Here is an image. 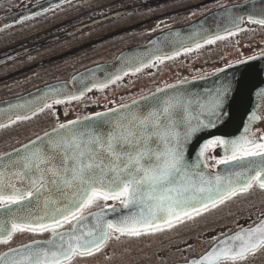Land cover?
<instances>
[{"label": "snow or ice", "instance_id": "6c2138e0", "mask_svg": "<svg viewBox=\"0 0 264 264\" xmlns=\"http://www.w3.org/2000/svg\"><path fill=\"white\" fill-rule=\"evenodd\" d=\"M249 19L264 25V14ZM221 38L217 35L207 43ZM120 78L116 75L95 86L103 89ZM231 90V84H222L203 96L191 97L160 95L165 89H157L150 97H142L143 110L141 102L134 101L120 109L59 124L51 133L17 149L15 158L6 154L8 163L0 166V244H8L21 232H47L50 237L9 249L0 255V264H71L74 258L100 252L112 239L160 233L254 187L264 191V134L257 136L249 127L264 118L256 111L249 115V125L239 136L204 140L196 159H189V148L199 134L224 121ZM57 91L50 89L53 94ZM83 94L67 99H79ZM51 98L55 104L64 102L55 95ZM51 106L46 101L38 109L27 101L17 105L33 115ZM28 118L27 114L16 117ZM217 147L223 156L211 158L230 166L223 177L206 174L207 159H201ZM41 201L42 215L22 214ZM107 201H118L126 211L114 219H107L103 208L84 214L101 202L109 207ZM111 211L119 209L111 206ZM89 217L95 222L85 227ZM65 225L71 228L61 231ZM258 253H264V223L218 239L189 264H246Z\"/></svg>", "mask_w": 264, "mask_h": 264}, {"label": "rangeland", "instance_id": "374dc122", "mask_svg": "<svg viewBox=\"0 0 264 264\" xmlns=\"http://www.w3.org/2000/svg\"><path fill=\"white\" fill-rule=\"evenodd\" d=\"M97 1L98 0L92 2H95L94 5H100V3L103 2V0H101V2ZM36 2H38V0H7L3 3H0V17L10 12L26 8ZM79 2L80 1H75L63 8L52 10L49 13L38 16V18H35L28 22L20 23L19 25L1 30L0 61H3L7 56L14 55L17 51L32 46L37 42L44 41L45 39L54 35L65 33V31H69L73 27H75L73 29H77V26L79 27V25H82L81 22L83 20H81L80 22L72 20L68 21L70 19L68 17L73 16L77 13L85 12L89 9L78 7ZM109 9L110 8H99L96 13H103L109 11ZM91 11L92 9L87 12ZM125 12L126 11H123V13ZM90 18L93 17L90 16L88 18H85V20H88ZM125 18L129 20L131 24H133V26H135V22H132L130 18ZM126 19H116V21L112 23L115 26L107 29H111L113 31L118 27L117 25L121 23V25L125 26L124 29L131 28L129 27L130 24H128L130 22H128ZM105 25L109 24L100 25L98 27L100 29H105ZM244 26L248 28V33H244L245 37L239 35L238 39H227L228 41L224 44V46H222V44L219 45L222 46L220 49V53L223 55V63L232 65L264 53V49H261L262 45H264V26L255 27L253 26V24L248 23V21H245ZM96 29L97 28L89 29V32H92L94 36L86 41L94 42V39L96 38ZM43 31L45 33H49L47 37L42 36ZM135 31L137 30L130 31L128 35H131L133 37L135 33L137 34V32ZM84 32L85 30L68 37H64L62 40L58 41L57 44L60 47L64 45L63 53L54 56L50 62H44L43 65H39L37 69H32L31 67L33 63L37 61L40 63V61H42L41 59L45 58L43 55L40 56V52L29 56L30 59L23 58L16 60L15 57L13 59L6 61L4 60V62H1L0 99L4 97L14 96L16 94H19L20 92H23L27 88L34 86L32 82H35V84H42L52 80L70 78V76H72L76 72V70H80L91 64L103 61L104 58H106V56L108 55L105 53L111 48L116 51L114 54L126 48L125 47L123 49H120L119 47L121 41L115 38V40H113L112 42H115L117 44L116 46L118 47H111L109 45H96L95 47L97 51L94 52V47H84L86 41H81L82 37L80 40H78V37L81 36ZM107 32L109 33L110 31L107 30L102 34V36L105 37ZM85 33H87V31ZM141 33H138V35H140ZM125 36H127V34H124L122 37H120V39ZM131 43L132 40L129 42V46L127 45V47H130ZM133 45H135V42L132 43L131 46ZM66 49L69 50L70 55L65 52ZM190 49L191 51H183L181 54L174 58H166L162 59V61L155 60L153 64L141 68L139 69V71L128 73L122 76L120 79L115 80L114 83L111 82L107 85V87L103 89L99 87L93 89L79 99L65 100L63 103L59 104H55L52 102V106L50 108L53 109V111H48L43 122L51 123L54 126L48 128V125H45L44 127L38 126L37 128H32L34 125H31L29 126V129H32V132H35L34 134L42 130H45L44 132H47L48 130L57 127L59 124H64L69 121L76 120L80 116L97 112H104L109 109L115 108L114 106L118 107L123 104L129 103L141 96L172 84L169 82L181 81L183 75H188L189 77L191 76V78L199 77V74L203 73L199 71V69L208 68V63L212 61V59L208 57V51L210 49L205 51V48H203V46ZM74 51L76 52L73 54ZM90 54L95 57L87 58V56H89ZM75 58L76 61H74ZM163 63L165 64V66H163V69L160 70L161 68L159 64L164 65ZM57 66L61 67L62 70L67 69L69 72H71V75H69L68 77L62 76V74L56 68ZM51 70L57 71H52L50 75L49 73ZM8 134L10 133H8L7 131H0V144L4 142V138L7 137ZM261 134H264V129L257 128V135L259 136ZM36 136L37 135L31 137L30 139L35 138ZM30 139L24 140L20 145L26 143ZM218 148L219 147H217L214 151L210 150L205 158L207 159V164L212 169H215L218 165L216 163V159H219V155L217 154ZM5 150V147L2 148L0 146V153L5 152ZM213 156H215L216 159H212L211 157ZM263 195L264 192H261L260 196ZM106 203L108 206L119 204L118 201H107ZM103 206H105V203L101 202L98 205L94 206L92 210ZM237 206V204L229 205L227 203L220 207V209L222 210L219 213H221L220 215L223 216L227 213L231 214L233 209L237 208ZM213 210L216 211V209ZM213 210H211L212 212L210 214L214 213ZM206 213L207 212L202 213L201 217ZM238 215H234L233 217ZM206 216L200 219H197L198 216H195L191 220H185L184 223L178 224L172 229H165V233L160 232L134 239L126 237H121L120 240L112 239L108 241L107 245L100 252L95 253L92 256L74 258L71 264H144L146 262L147 264H154V261L156 260L157 264H163L162 262H166L165 264H170L188 260L193 256H197L203 253L210 246H212L217 239V237H214V231L216 230L213 229L221 224L228 222L232 218L227 217L223 222H220L216 226L208 225V227L204 229V227H201V223L207 222V220L201 221V219L205 218ZM212 216H214V214ZM47 234L49 233H43L40 235L29 232L16 233L13 239L8 244H0V252L10 245H16L18 243H23L24 241L29 239L47 236ZM185 235L187 236L185 237ZM165 238H172L169 241H174V245L167 246L166 248L162 246V249L157 251L147 249L151 245L159 244L162 240H165ZM246 264H264V253H258L255 257L248 259Z\"/></svg>", "mask_w": 264, "mask_h": 264}, {"label": "water", "instance_id": "95a60500", "mask_svg": "<svg viewBox=\"0 0 264 264\" xmlns=\"http://www.w3.org/2000/svg\"><path fill=\"white\" fill-rule=\"evenodd\" d=\"M66 1L67 0H41L26 8L8 13L0 17V30L31 18L32 16L49 10L53 7H57ZM262 14H264V0H247L215 9L190 23L165 29L153 35L143 44L133 45L123 49L113 60L109 62L94 64L78 71L69 80L50 82L23 94L1 99L0 125L13 120L15 117H17V115L32 114L27 110V108L17 107V105H23L26 101L31 102V107L38 109V107L41 106L45 101L47 103L52 101L51 97L53 95H55L56 99H66L69 95L79 96L81 91L85 93L88 91V89L100 82L110 81L116 75L122 76L128 71L141 68V64L144 66L148 65L154 59H156L157 56L163 57L173 55L186 47H192L197 43L206 41L217 35L241 28L244 25L245 20L249 19V16L259 19L261 18ZM113 16H116V14L94 20L90 23H87L86 25H93ZM83 26L78 27V30ZM222 84H231L232 89L229 99L226 103L227 115L225 116L224 121L218 123L215 128H210L209 130L199 134V136L189 148L190 162L196 159V153L198 152L199 145L204 140H207L213 136H221L224 138H234L239 136L241 133H243L245 125H249V115L253 111H256L258 116L264 117V99L261 98V92L264 91V53L229 65L209 76L172 84L176 86L174 89H170L167 86L160 88L165 89V93L160 95L177 93L183 94L185 96L196 97L203 96L208 91L218 88ZM50 89H57L58 91L57 93L53 94L50 92ZM46 93L48 94L47 96L45 95ZM153 93H157V90L142 97H150ZM142 97H139L124 105H133L134 101H139L141 102L140 110H143L144 102L142 101ZM121 106L113 109H120ZM105 112L108 111L101 113ZM93 116H95V114L86 117ZM77 120H82V118ZM260 122L264 123V118L252 122L249 127L253 131L254 126ZM53 129L44 132L41 135L29 140L28 142L1 154L0 158L2 159H0V166L8 163L9 157L6 154L10 153L12 154L11 158H15L17 149H23L24 145H29L30 142L36 141L38 137H44L45 133H51ZM218 152L223 156L222 149L218 148ZM201 159H204V157ZM229 167L230 166L219 164L215 170H212L207 165V167L204 168V171L206 174H219L223 177L228 174ZM17 186L22 187V185L19 183ZM111 206H115L119 209V211L113 213L111 211ZM101 208H103L107 213V219H114L122 212L126 211L120 205H109V207ZM101 208L89 212H98L101 210ZM44 211L45 209L43 207V202L41 201L39 203L34 202L29 205L28 210L22 214L25 216H27L29 213L33 215H42ZM89 212L84 214L87 216ZM94 222V219L89 217L85 227L90 226ZM262 223H264V218L252 226L239 228L226 236H231L235 233H238L241 231V229L256 227ZM70 228H66L61 231ZM224 237L220 239H224ZM48 239L36 240L46 241ZM31 242L32 241L25 244H30ZM216 243L217 241L206 252L215 246ZM22 245L13 248H20ZM8 251L9 249L5 250L0 255ZM206 252L199 256H193L188 260L174 262L171 264H189V262L194 258H199Z\"/></svg>", "mask_w": 264, "mask_h": 264}, {"label": "trees", "instance_id": "16d2710c", "mask_svg": "<svg viewBox=\"0 0 264 264\" xmlns=\"http://www.w3.org/2000/svg\"><path fill=\"white\" fill-rule=\"evenodd\" d=\"M5 1H7V0H0V3H3ZM38 1H40V0H38ZM75 1L76 2L80 1L78 7L89 8V9L86 10L85 12L77 13L73 16L68 17V18H70L68 21L72 20V21L80 22L81 20H83L81 23L84 24V23L93 21L95 19H100V18L106 17L107 15H110L116 11L117 12L118 11H121V12L126 11L125 13L120 14V16H117V15L116 16L121 18V19H126L125 17H127V18H130L132 22H135V26H133V24H131V22L126 19L128 22H130L128 24H130V26L132 25V27H133V28L131 27V30H129V31L137 30V31H135V32H137V34L135 33V35H133V38H131V40H133L135 43H137L140 41L148 40V38L150 36L156 34L157 32H159L165 28L190 23L195 18L197 19V18L203 16L204 14H206L210 11L218 9V8H220V6H225V5L238 3V2H244L247 0H224V1H222V0H103V2L100 3V5H97V4L94 5L95 2H92V1H95V0H67L63 4H61L57 7H53V9H51L50 11L55 10V9H59V8H63V7L73 3ZM99 1L101 2V0H98L97 2H99ZM220 1H222V2H220ZM99 8H110V9H109V11H106L103 13H96ZM90 9H92V11L87 12ZM50 11H47L43 14H47ZM106 13H109V14H106ZM43 14H41V15H43ZM95 14H99V15H95ZM2 16H4V15H2ZM90 16L93 18L85 20V18H88ZM116 18L114 20L110 19V20H106V21H101L97 25L98 26L104 25V24L110 25L116 21ZM33 19H35V18H33ZM33 19H28L26 21H23L22 23L28 22V21L33 20ZM246 21H248V23L253 24V26H255V27L264 26L261 24L252 23L251 20H246ZM247 30H248V28H246V26L243 25L241 28H238V29H235V30L229 31L227 33L219 35L222 38L215 40L213 43H207V40L200 42L199 43L200 46H203V48H205V51L210 49L208 51L209 52L208 57L211 58L212 61L208 63L209 67L206 66L208 68L199 69V71L203 72L202 74H199V76L209 75V74L214 73V72L220 70L221 68L227 66L228 64H225L222 61L223 55L220 53L221 47L224 46V44L228 40H233V38L238 39L239 35H241L242 37H245L244 33H248ZM138 33H141V34L138 35ZM229 33H232V35H229ZM213 38H210V39H213ZM235 43H233V44H235ZM220 44H222V46H219ZM115 47H118V46H115ZM119 48L121 49V46ZM190 48H196V45L192 46V47L184 48L183 50L179 51V54H181L183 51H185V49H190ZM261 49H264V45H262ZM115 52L116 51H114V53ZM114 53H112V55H114ZM255 55H257V54H255ZM176 56H178V55L173 54V55H169V56H163L162 58L163 59H166V58L169 59V57L174 58ZM155 60H157V59H155ZM153 62H151L150 64H153ZM150 64H148V65H150ZM148 65H146V66H148ZM146 66H143L141 68H144ZM159 66L161 68L160 70H162L163 69L162 67L165 66V64L164 65L159 64ZM141 68H139V69H141ZM133 71H135V70H133ZM133 71H130L128 73H131ZM128 73H126V74H128ZM126 74H124V75H126ZM182 77H183V78H181L182 80L191 78V76L189 77L188 75H183ZM169 83H174V82H169ZM32 84L34 86L39 85V84H35V82H32ZM34 86H32V87H34ZM32 87H29L26 90H28ZM26 90H24V91H26ZM48 111H53V109L44 108L43 111H39V110L36 111V113L34 115L33 114L28 115V117H29L28 119L18 120L15 117L13 120L3 124V126L0 127V131H7L10 134H8V136L4 138V142L1 143L0 146L2 148L5 147V149H6L5 151H8L12 148L19 146L24 140L30 139L31 137H34L35 135H38L39 133H42L45 131V130L38 131V133L34 134L35 132H32V129H29V126H31V125H34L32 128H37L38 126L44 127L45 125H48V128L53 127L54 126L53 124L43 122ZM213 157H215V156H213ZM261 192H264V191L260 190L258 187H254L248 193H244V194L238 195L236 197H233L231 200H228L224 204L219 205L217 208H215L216 211H214L212 209L214 211V213H213L214 216H212L213 214H210L212 211L207 212L205 215L203 214L202 217H204L206 215L207 216L205 218L201 219V221L207 220V222L201 223V227L202 228L204 227V229H206L208 227V225L216 226L220 222H223L225 218L232 217L228 222L221 224V225H219L213 229V230H216V231H214V237H217V239H218L221 236L228 234V233H230V232H232V231H234L240 227H247V226L253 225L258 220H260L261 218L264 217V195L260 196ZM227 203L229 205L237 204L238 206H237V208L233 209L231 214L227 213L224 216L220 215L221 213H219V212H221V210H222V209H220V207H222L223 205H225ZM93 208L94 207L86 210L85 212L90 211ZM234 215H238V216L233 217ZM202 217L200 215L197 217V219H200ZM163 232L165 233V231H163ZM186 236L187 235H185V237ZM171 239L172 238H165V240H162L159 244L151 245L147 249H152L154 251H157V250L162 249L161 248L162 246H164V248H166L167 246L174 245V241H169ZM162 261H163V259H162ZM156 262H157V260L154 261V264H157ZM162 263L165 264L166 262H162ZM144 264H147V262Z\"/></svg>", "mask_w": 264, "mask_h": 264}, {"label": "flooded vegetation", "instance_id": "af4514ba", "mask_svg": "<svg viewBox=\"0 0 264 264\" xmlns=\"http://www.w3.org/2000/svg\"><path fill=\"white\" fill-rule=\"evenodd\" d=\"M41 1V0H40ZM51 9H53V8H51ZM51 9H49V10H46V11H44V12H41V13H39V14H37V15H34V16H32L31 18H28V19H33V18H38V16H40L41 14H43V13H45V12H47V11H50ZM112 14H116L117 16H120V14H123V11L121 12V11H116V12H114V13H112ZM112 14H110V15H112ZM108 16V15H107ZM117 16H114V17H111V18H108V19H105V20H103V21H106V20H110V19H115ZM28 19H26V20H28ZM116 19H121V18H119V17H117ZM26 20H23V21H26ZM95 20H97V19H95ZM122 20V19H121ZM23 21H21V22H19V23H17V24H13V25H11V26H9V27H6V28H4V29H7V28H10V27H13V26H16V25H19L20 23H22ZM94 21V20H93ZM90 22H92V21H90ZM90 22H87V23H90ZM87 23H84V24H82V25H79V27H81V26H83L81 29H79L78 30V26H77V29L75 30V29H73V28H75V27H73L72 29H70L69 31H65V33H62V34H60V35H54V36H52V37H49V38H47V39H45L44 41H41V42H37V43H35L34 45H32V46H29V47H26L25 49H23V50H20V51H17L14 55H9V56H7L4 60L6 61V60H10V59H13V58H15L16 60L17 59H23V58H29L30 59V57L29 56H31L32 54H36L37 52H40V56L41 55H43L45 58L44 59H41L42 61H40V63L37 61V62H35V63H33L32 64V69H37L38 67H39V65H43L44 64V62H50L51 61V59L54 57V56H56V55H60V54H62L63 53V46H59L57 43H58V41H60V40H62L64 37H68V36H70V35H73V34H75V33H78V32H81V31H83V30H85V32L87 31V33H83L81 36H79L78 37V40H80L81 39V37H82V39H81V41H86V40H88V39H90L92 36H94V34L92 33V32H89V29H94V28H97L96 30H95V37L96 38H98V39H94V42H90V41H86V44L84 45V47L85 48H93V51L94 52H96L97 51V49H96V45H109V46H111V47H115L117 44L115 43V42H112L113 40H115V38L117 39V40H119V41H121L120 42V46H121V49L122 48H127V45L129 44V42L131 41V38H133L131 35H128V33L130 32L129 30H131V28H126V29H124L125 28V26H123V25H121V24H119V25H117L118 27L115 29V30H111V29H107V28H112V27H114L115 25L114 24H110V25H105L106 27H104L105 29H100L99 27H98V25L97 24H99V23H96V24H93V25H86ZM86 25V26H85ZM178 26H180V25H178ZM127 27V26H126ZM129 27H132V26H130L129 25ZM174 27H176V26H174ZM171 28V27H170ZM3 29V30H4ZM73 30V31H72ZM110 31L109 33L107 32V34L105 35V37L104 36H102V34L104 33V32H106V31ZM117 30V31H116ZM1 31V30H0ZM160 32V31H159ZM158 33V32H157ZM48 34L49 33H45L44 31L42 32V36L43 37H47L48 36ZM124 34H127V36H125V37H123L122 39H120V37H122ZM153 36V35H152ZM151 37V36H150ZM149 37V38H150ZM148 38V39H149ZM80 41V42H81ZM147 41V40H146ZM146 41H140V42H137V43H135V45H138V44H143V43H145ZM132 43H134V41L132 40ZM132 43H131V45H132ZM113 45V46H112ZM130 45V46H131ZM129 46V45H128ZM40 48H43V49H40ZM78 51V50H77ZM65 52L68 54V55H70L69 54V50H65ZM76 51H74L73 52V54L75 53ZM120 52V51H119ZM118 52V53H119ZM112 53H114V50L111 48L110 50H108L105 54H108L107 56H106V58H104V60L103 61H101V62H99V63H102V62H109V61H111V60H113L116 56H117V54L118 53H116V54H114V55H112ZM85 56H87V55H85ZM37 57V56H36ZM88 57H95V56H92V54H90L89 56H87V58ZM74 58V57H73ZM4 60L3 61H0V63L1 62H4ZM74 61H76V58H75V60ZM78 61V60H77ZM38 63V64H37ZM94 64H98V63H94ZM94 64H91V65H89V66H92V65H94ZM89 66H87V67H89ZM87 67H84V68H82V69H85V68H87ZM57 69H58V71L62 74V76H64V77H68L69 75H71L70 73L71 72H69L67 69H65V70H62L61 69V67H56ZM72 69V68H71ZM82 69H80V70H82ZM62 70V71H61ZM74 70V69H73ZM80 70H76V72L75 73H77L78 71H80ZM52 71H54V70H51L50 71V75H51V73H52ZM57 71V70H56ZM56 71H54V72H56ZM74 73V74H75ZM128 73V72H127ZM61 74H59V75H61ZM73 74V75H74ZM72 75V76H73ZM72 76H70V78L72 77ZM70 78H63V79H58V80H52V81H49V82H45V83H43V84H39V85H37V86H34V87H32V88H30V89H28V90H26V91H24V92H20L19 94H16V95H14V96H17V95H20V94H23V93H25V92H28V91H30V90H32V89H34V88H37V87H39V86H42V85H44V84H47V83H50V82H54V81H59V80H69ZM111 82H109L108 84H110ZM96 88H98V87H96V86H93V87H91L90 89L91 90H93V89H96ZM91 90H88V91H86L84 94H83V96L84 95H86L87 93H89ZM9 97H13V96H9ZM82 97V96H81ZM5 98H8V97H4V98H2V99H5ZM1 100V99H0ZM60 100H63V101H65V100H68L67 98L66 99H60ZM53 102V100L52 101H50L48 104H51ZM127 104V103H126ZM124 105V104H123ZM114 107H117V106H114ZM119 107V106H118ZM97 113H99V112H97ZM94 114H96V113H92V114H89V115H84V116H80V117H78L77 119H80V118H83V117H86V116H90V115H94ZM76 119V120H77ZM74 121V120H73ZM68 123V122H67ZM64 124H66V123H64ZM257 128H261V129H264V123H262V122H260V123H258L257 125H255L254 126V128H253V132L254 133H256V135H257ZM42 133H44V132H42ZM41 133V134H42ZM40 135V134H39ZM38 136V135H37ZM258 136V135H257ZM33 139V138H32ZM31 140V139H30ZM29 141V140H28ZM27 141V142H28ZM16 148V147H15ZM13 149V148H12ZM11 150V149H10ZM9 151V150H8ZM5 152H7V151H5ZM5 152H1L0 153V155L1 154H3V153H5ZM207 154V153H206ZM218 154V153H217ZM220 157H222V156H219V158ZM264 218V217H263ZM262 219V218H261ZM260 219V220H261ZM259 221V220H258ZM257 221V222H258ZM255 224V223H254ZM71 227V225H66L65 226V228L64 229H66V228H70ZM248 227V226H247ZM240 228H242V227H240ZM60 230H63V229H60ZM237 230V229H236ZM235 231V230H234ZM233 232V231H232ZM232 232H230V233H232ZM47 233V232H46ZM230 233H228V234H230ZM228 234H225V235H223V236H221L220 238H222V237H224V236H226V235H228ZM14 237V236H13ZM50 237V234H47V236H42V237H37V238H34V239H29V240H26V241H24L23 243H18V244H16V245H10V246H8L6 249H3V251H1L0 252V254L2 253V252H4L5 250H7V249H10V248H13V247H16V246H19V245H22V244H25V243H28V242H30V241H33V240H36V239H48ZM220 238H218V239H220ZM218 239H216L215 241H217ZM215 243V242H214ZM213 243V244H214ZM211 247V246H210ZM209 247V248H210ZM208 248V249H209ZM207 249V250H208ZM207 250H205L204 252H206ZM203 252V253H204ZM202 254V253H201ZM201 254H199V255H201ZM199 255H197V256H199ZM185 261V260H184ZM171 264V263H170Z\"/></svg>", "mask_w": 264, "mask_h": 264}]
</instances>
